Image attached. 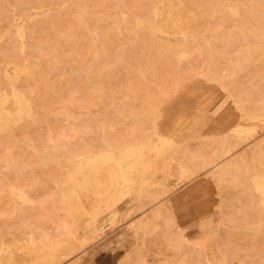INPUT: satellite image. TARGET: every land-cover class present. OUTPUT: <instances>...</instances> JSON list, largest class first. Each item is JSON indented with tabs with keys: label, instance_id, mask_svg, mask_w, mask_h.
Instances as JSON below:
<instances>
[{
	"label": "rangeland",
	"instance_id": "1",
	"mask_svg": "<svg viewBox=\"0 0 264 264\" xmlns=\"http://www.w3.org/2000/svg\"><path fill=\"white\" fill-rule=\"evenodd\" d=\"M176 16L183 20L172 21ZM23 57L35 66L33 76L17 70ZM1 88L11 90L0 96V264H33L41 250L24 238L67 246L58 240L67 239L66 221L75 226L64 197L74 178L92 215L109 196L127 199L148 160L160 170L153 182L188 191L191 182L176 179L171 156L204 160L227 135L243 149L264 139V117L245 114H264V0H0ZM175 123L176 141L157 131ZM239 124L243 131L233 133ZM93 149L91 157L79 154ZM262 168L264 159L250 157L238 176L243 183L222 192L218 258L264 264L263 193L252 184ZM95 178L101 189H88ZM149 189L155 194L161 186ZM125 201L103 238L74 244L73 255L58 264H210L193 244L199 222L176 202L166 204L172 225L141 214L151 221L128 248L120 233L140 211L139 202ZM212 204L208 213L219 200ZM68 231L83 241L87 230Z\"/></svg>",
	"mask_w": 264,
	"mask_h": 264
},
{
	"label": "bare ground",
	"instance_id": "2",
	"mask_svg": "<svg viewBox=\"0 0 264 264\" xmlns=\"http://www.w3.org/2000/svg\"><path fill=\"white\" fill-rule=\"evenodd\" d=\"M184 4L185 3L183 1H180L178 3V6L180 8H183L185 6ZM25 15H29V14L25 13ZM193 15L196 18V20L199 22L198 17H196L197 14L194 13ZM180 20H183L182 18H180V16H176V19H172V21L176 23ZM16 33L19 38H23V28L21 26H17ZM23 52H24V46L21 48L22 56L24 55ZM188 55H189L188 52L183 51L180 52L179 57L186 58ZM24 61L25 62L21 65L16 64L17 70L19 71V69L21 68H27L32 73L33 76V74L35 73L34 71L35 66L30 62H28L27 58H24ZM13 62L14 61H9L8 64ZM15 78L19 79L21 77L20 75H16ZM19 89L21 90L20 92L23 94L24 99L30 104L31 112L34 115L36 110L33 101L27 96V92L25 88L20 86ZM10 90L11 88H1L0 96L6 92L10 93ZM13 101L15 102L14 99ZM236 103H238L239 106L241 105L240 96L236 101ZM245 114H248L249 118L251 119H262L264 117V114L258 113L256 109L253 110L252 112L245 111ZM242 131L243 129L241 127V124H239L237 128L234 129L232 132L237 134ZM241 144L242 141L239 138L230 139V135H227L222 140L221 147L213 148L212 154L209 157H206L204 160H201L199 157L197 161H191V160L177 161V159L174 156H171V162L174 164V162L176 163L177 161L178 164L177 165L178 168L176 169L175 167L173 170L174 171L173 174L176 175V179L179 182H183V181L191 182L188 185V191L186 189H182L180 192H176L180 188L174 190L173 187L169 185L162 186L160 183L153 182L154 181L152 179L153 174L157 172L160 173V170L155 171L154 167L152 168V164L150 165L148 160V164L146 165L148 169L147 174L144 172L143 168L142 171L137 170V172L138 171L140 172V173L138 172V175L142 179L141 184L136 186L130 185L129 190L131 189L130 192L131 191L132 192L127 198L130 201L139 202L137 206L141 213L139 212L138 216L132 217V219H130L131 222L128 224L129 226H127V228L120 233L119 240L123 241L124 245H128V248L131 247L134 244L132 238L136 234L138 227L145 226L151 221L150 220L151 218L148 217V215L150 214L153 215L154 217L153 220H164L167 226L172 225L170 224L171 220L166 218V213L168 210L166 204L170 202L171 204H174V202H176V205L180 206L181 208H189L190 211L195 215V219L199 222L200 237L193 244L200 246L202 248L201 250L204 252L206 258L208 257V261L210 264H247V262L242 257L229 258L228 256L224 255L221 258H218L216 254L217 252H222V250L217 248L215 249V244H216L215 241L220 236L217 229L220 226L218 214H220L221 212L220 208H222L225 203V199L223 198L224 196L222 192L225 190V188L235 187L236 184L241 185L243 183V181H240L238 176L240 174V170L242 169L243 165L246 163V161H248L250 157H252L253 159L256 158L264 159V139L260 142H255L252 145L248 144V147L246 149H243L241 147ZM110 145L111 144L109 142H106L105 146L108 147ZM94 153L95 150L93 149L88 152L79 153V154H87L89 155L87 157H91ZM202 174H204L203 178H199ZM97 179L98 178L91 180L88 189H93L94 187L97 188L101 187L100 183H96ZM252 184L257 190L263 193L261 204L264 205V168L260 169L258 172L255 173L252 179ZM154 185L155 186L157 185L158 187L161 186L160 191L156 192L155 194L149 191L151 189V188L149 189V187ZM71 187H74V190L65 192L64 195L65 203H67L65 204V208H66L65 211L68 214V216L75 222V226L71 227L70 223L66 221L64 223V229H66L67 231L63 235L67 239L64 240L62 238L61 240H58L61 241L62 245H67V246L65 250L62 251L61 247H58L57 243L55 242H50L48 244L44 242L36 243L33 238L32 239L24 238V243L25 245L27 244L26 245L27 247L31 248L32 250L33 249L36 250L37 248H40L41 250L35 252V257L33 258V264H58L64 258L73 255V253L77 249V247L76 248L73 247L74 244L78 243L82 245L87 242L89 243L93 242L95 244L96 241L104 237L105 228L110 227V225L113 224V222L116 224L118 218L121 217L122 215L119 206L121 202H124L127 199H122L119 196L117 197L116 194L113 196H109V199L105 200L104 205L102 206L98 205L97 209L91 210L92 215H88L90 209L86 207L84 208L83 205L78 200V197L80 196V194L82 195L83 192L82 191L80 192V188L77 184L76 178L73 179V182L71 183ZM193 187L201 190V198L195 207H190L186 201V193L192 190ZM207 187H210L211 189L212 188L215 189L216 194H214L213 196L210 195L206 190ZM216 199L219 200V205L213 210L212 213H208L209 209L213 205L212 204L213 201ZM116 204H118V207H116L113 212H109L110 210L109 206H111L112 208ZM147 212H149L147 216L145 215L141 216V214ZM86 219H88L87 223L84 226H81L80 225L81 222H84ZM81 228L87 230L85 231L86 233L83 234L84 237L83 241L75 240L72 237L71 232L69 233L68 230H75L78 232V230H81ZM179 235L182 239H184V235L181 234ZM68 240H73L74 242L70 243ZM211 255L214 256L215 261L211 258ZM76 263L77 262H73L69 264H76Z\"/></svg>",
	"mask_w": 264,
	"mask_h": 264
},
{
	"label": "crops",
	"instance_id": "3",
	"mask_svg": "<svg viewBox=\"0 0 264 264\" xmlns=\"http://www.w3.org/2000/svg\"><path fill=\"white\" fill-rule=\"evenodd\" d=\"M163 122H165V120L163 121ZM160 128L161 127H159V125H158V128H157V131L159 132V133H161L162 135L164 134H166V135H169V136H171V137H173V139L176 141V136L178 137L179 135L177 134V132H176V123L175 124H172V126H163L162 127V129H163V132H161V130H160ZM171 150H173V151H171V154L173 155V152L176 150V146H174L173 148H171ZM169 152H170V149H169ZM173 167H176V163L174 162V164H173ZM111 179H112V177H111ZM110 181V180H109ZM114 182V181H113ZM139 213V212H138ZM137 213V214H138ZM141 213V212H140Z\"/></svg>",
	"mask_w": 264,
	"mask_h": 264
},
{
	"label": "snow or ice",
	"instance_id": "4",
	"mask_svg": "<svg viewBox=\"0 0 264 264\" xmlns=\"http://www.w3.org/2000/svg\"><path fill=\"white\" fill-rule=\"evenodd\" d=\"M201 198V190L193 187L188 193H186V201L190 207H195Z\"/></svg>",
	"mask_w": 264,
	"mask_h": 264
}]
</instances>
